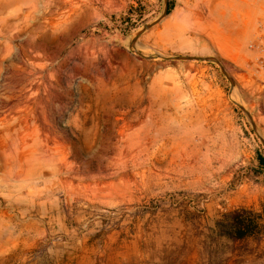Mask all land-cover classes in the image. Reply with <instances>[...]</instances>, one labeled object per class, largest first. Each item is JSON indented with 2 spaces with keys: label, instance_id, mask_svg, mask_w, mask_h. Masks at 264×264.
Wrapping results in <instances>:
<instances>
[{
  "label": "rangeland",
  "instance_id": "374dc122",
  "mask_svg": "<svg viewBox=\"0 0 264 264\" xmlns=\"http://www.w3.org/2000/svg\"><path fill=\"white\" fill-rule=\"evenodd\" d=\"M168 1L0 0V264H264V0Z\"/></svg>",
  "mask_w": 264,
  "mask_h": 264
},
{
  "label": "crops",
  "instance_id": "0c3cea01",
  "mask_svg": "<svg viewBox=\"0 0 264 264\" xmlns=\"http://www.w3.org/2000/svg\"><path fill=\"white\" fill-rule=\"evenodd\" d=\"M244 1L245 0H176L175 8H173L169 14L168 22L169 25L175 27L178 25L177 23L184 24L185 27L181 29L176 27L179 32L188 30L203 31L207 29V26L205 27L207 24H217L220 26L224 24L226 26L229 21L243 28L245 22H248L247 18L252 16L251 12L245 13L243 9ZM252 2H255V0H252ZM228 18H230V20H228ZM260 23H263V21ZM166 29L168 28L166 27L165 30ZM221 29L222 28L219 30ZM226 30L227 26L224 31ZM259 34L260 31L257 29V37Z\"/></svg>",
  "mask_w": 264,
  "mask_h": 264
},
{
  "label": "trees",
  "instance_id": "16d2710c",
  "mask_svg": "<svg viewBox=\"0 0 264 264\" xmlns=\"http://www.w3.org/2000/svg\"><path fill=\"white\" fill-rule=\"evenodd\" d=\"M175 6V0L168 1V12L170 13ZM261 163H264V158L259 157ZM253 218L245 215V212L234 211L230 214V220L226 223L228 233L238 237H245L253 233ZM225 224V225H226Z\"/></svg>",
  "mask_w": 264,
  "mask_h": 264
},
{
  "label": "built area",
  "instance_id": "2783aa9c",
  "mask_svg": "<svg viewBox=\"0 0 264 264\" xmlns=\"http://www.w3.org/2000/svg\"><path fill=\"white\" fill-rule=\"evenodd\" d=\"M251 49H255L260 55H262V59L260 60L261 67L264 68V22L260 23V34L257 37V40L251 42L249 44Z\"/></svg>",
  "mask_w": 264,
  "mask_h": 264
},
{
  "label": "water",
  "instance_id": "95a60500",
  "mask_svg": "<svg viewBox=\"0 0 264 264\" xmlns=\"http://www.w3.org/2000/svg\"><path fill=\"white\" fill-rule=\"evenodd\" d=\"M168 13V6H166V9H165V11H164V13H163V16H165L166 14ZM149 25H147L146 27H148Z\"/></svg>",
  "mask_w": 264,
  "mask_h": 264
}]
</instances>
